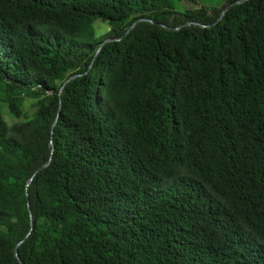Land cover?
Masks as SVG:
<instances>
[{
    "label": "trees",
    "instance_id": "obj_1",
    "mask_svg": "<svg viewBox=\"0 0 264 264\" xmlns=\"http://www.w3.org/2000/svg\"><path fill=\"white\" fill-rule=\"evenodd\" d=\"M180 1L0 0V264H264V0Z\"/></svg>",
    "mask_w": 264,
    "mask_h": 264
},
{
    "label": "rangeland",
    "instance_id": "obj_2",
    "mask_svg": "<svg viewBox=\"0 0 264 264\" xmlns=\"http://www.w3.org/2000/svg\"><path fill=\"white\" fill-rule=\"evenodd\" d=\"M224 2L220 3H213V2H207V1H202V0H182L178 3H176V6L178 9H189V8H198L201 6H205L207 8H220L222 7ZM94 28V37L92 40L94 41H99L101 39L105 38V35L107 34L110 25L107 21H101L98 20L94 22L93 24ZM35 101V98L32 96H25L24 97V103H23V109L26 113H30L31 111V104Z\"/></svg>",
    "mask_w": 264,
    "mask_h": 264
},
{
    "label": "water",
    "instance_id": "obj_3",
    "mask_svg": "<svg viewBox=\"0 0 264 264\" xmlns=\"http://www.w3.org/2000/svg\"><path fill=\"white\" fill-rule=\"evenodd\" d=\"M139 20H147V19H146V18H140V19L136 20V21L131 25V27H133L134 24H135L137 21H139ZM172 29H176V28H172ZM106 41H107V40H104V41L102 42V44H103L104 42H106ZM77 75H79V74L71 75V76H69V77L63 82V84H62V86H61V88H60V90H59V94L61 93V91H62L64 85L66 84V82H68L70 79H72L73 77H75V76H77ZM54 123H55V122H54ZM45 165H46V164L41 165L38 169L43 168ZM20 242H21V241H20ZM20 242H18V243L16 244V246H15V254H16V256H17L16 248H17V246L19 245Z\"/></svg>",
    "mask_w": 264,
    "mask_h": 264
}]
</instances>
